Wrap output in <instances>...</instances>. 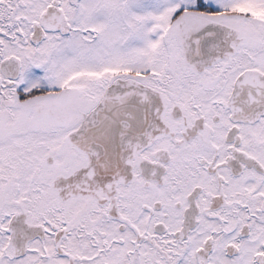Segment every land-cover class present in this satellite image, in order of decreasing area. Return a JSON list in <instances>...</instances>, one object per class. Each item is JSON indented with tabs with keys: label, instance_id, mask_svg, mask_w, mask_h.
<instances>
[{
	"label": "snow or ice",
	"instance_id": "6c2138e0",
	"mask_svg": "<svg viewBox=\"0 0 264 264\" xmlns=\"http://www.w3.org/2000/svg\"><path fill=\"white\" fill-rule=\"evenodd\" d=\"M0 264H264V0H0Z\"/></svg>",
	"mask_w": 264,
	"mask_h": 264
}]
</instances>
